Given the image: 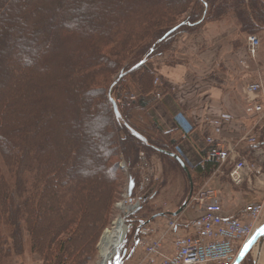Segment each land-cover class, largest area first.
Returning a JSON list of instances; mask_svg holds the SVG:
<instances>
[{
	"label": "trees",
	"instance_id": "trees-1",
	"mask_svg": "<svg viewBox=\"0 0 264 264\" xmlns=\"http://www.w3.org/2000/svg\"><path fill=\"white\" fill-rule=\"evenodd\" d=\"M12 1L14 8L5 12ZM25 1L0 0V28L10 27L0 39V123L8 128L16 121L10 116L15 107L5 104L7 94H12L9 105H18L21 91L36 93L31 89L35 83L51 95L54 112L49 121V110L42 107L36 127L31 121L21 123L14 136L0 132V263L10 251L23 248L24 223L27 234L34 235L31 248L50 264H88L118 196L119 162L124 161L135 189L143 150L174 153L178 142L147 114L159 92L146 62L161 55L158 51L172 34L206 20L232 14L243 31L264 28V0H197L199 14L192 11L186 18L190 0H89L75 10L70 5L81 0H35L45 7L29 12L28 18ZM180 16L185 19H174ZM7 19L31 27L38 21L40 26L29 34L23 26H9ZM21 35L28 40L14 39ZM120 91L123 98L139 92L128 103L131 111H122ZM213 168L202 162L189 169L193 192Z\"/></svg>",
	"mask_w": 264,
	"mask_h": 264
},
{
	"label": "crops",
	"instance_id": "crops-1",
	"mask_svg": "<svg viewBox=\"0 0 264 264\" xmlns=\"http://www.w3.org/2000/svg\"><path fill=\"white\" fill-rule=\"evenodd\" d=\"M233 36L231 29L218 30L216 26L209 25L200 35L177 39L165 54L147 65L160 83V89L155 87L159 92L157 102L147 114L163 132L169 133L170 139L178 141L174 153L189 169L202 163L206 151L205 138L211 137L229 149L231 158L244 159L260 170L259 175L245 173V182L242 188L239 187L240 191L223 189L217 174L205 180L207 185L216 184L212 187L221 196L223 209L230 214H236L243 207L264 198V142L262 146L254 148L243 142L247 135L264 129V121L261 120L264 114L246 113L244 94L249 83L256 80L263 83V80L261 75L257 76V71H253L260 66L258 61L248 62L247 54L241 53L243 47L233 49ZM249 68L251 71H248ZM223 114L230 115L232 119L221 122L219 133H215L210 121H221L219 118ZM163 156L155 149L143 155L140 173L143 172L145 176L143 183L151 185L149 192L162 184ZM164 189L165 186L158 193L153 191L151 200L156 213L175 212L185 198V187L179 200L175 198L161 205L158 202L164 201ZM190 214L187 209L183 210L177 219L191 221L193 215ZM151 225L159 227L160 224L153 221ZM164 240V251L171 254L172 236L167 234ZM261 253L256 254L254 264H264ZM131 258L135 260L134 264H141V252L135 250L127 263L132 261Z\"/></svg>",
	"mask_w": 264,
	"mask_h": 264
},
{
	"label": "rangeland",
	"instance_id": "rangeland-1",
	"mask_svg": "<svg viewBox=\"0 0 264 264\" xmlns=\"http://www.w3.org/2000/svg\"><path fill=\"white\" fill-rule=\"evenodd\" d=\"M14 2L12 1V2L6 3V5L4 6L5 12L8 13V11L10 10L9 8H11V7L14 8V6H15ZM85 3L88 4L89 0H86V1L81 0L79 2L75 1L74 3H72L70 5V8H71V10L78 9V8L82 7ZM22 4H24V6L27 8V10H25V11H28L26 13V16H25L26 18L29 17L27 15L29 12L34 11L36 8L45 7V4H41L35 0H30V1L26 0L25 2H22ZM216 4H218V2H216ZM188 6H189V9L185 13V16H184L185 18L192 11H193V13L199 14L198 13L199 5H198L197 0H190V2L188 3ZM100 7L104 8V5H101ZM90 9H92V8L90 7ZM91 12L92 13L94 12L93 9ZM110 17L111 16H109V18ZM178 17H174V19L177 18V21L180 19H185L182 16H180V18H178ZM6 18L9 19V16ZM8 19H7V23L9 26H12V25L13 26L15 25L18 27L23 26L26 29L25 32L29 33V34H32V30L34 31V30H36V27L39 28V26H40V25H37L38 21H37V24H35V27L33 26L34 27L33 28V27L29 26V24L25 25V23H23L22 20H18V22L16 21V23H15V21H10ZM39 24H40V21H39ZM209 25L216 26V28L218 30H221L222 28L231 29L232 33L234 34V36L232 38L233 49H235V48L240 49L243 47L242 52H241L242 55L247 54L246 53V39H247V37L249 35H255L258 38V40L260 42V44H259L260 47L258 50V54L256 55L255 59L252 61H254V62L258 61L260 66L257 67V69H255L253 71H257L256 72L257 76H259V75L262 76L263 88H264V28L259 26V25H255V26L251 27L249 30L247 29V30L243 31L240 28V26L238 25L236 17H234L232 14H228L226 16H223L221 18L214 19V20H208V21L206 20L201 25H199L197 27L190 28V29H182L178 32H175V34H172L170 36L169 40L167 42H165V46H163L158 52H162L161 55L165 54L167 52V50L170 48V46H172L173 43H175V41L177 39L179 40L180 38H183V37H194L196 35H200L204 31V29ZM169 26H167V27H169ZM4 27L5 26H2L0 28V39H2V40L5 38L6 35H8L7 30H8V28H10V27H6V28H4ZM10 31H12V29L9 30V32ZM28 38H29L28 36L21 35V37L14 38V39L16 41H21V40L27 41ZM148 41H149V43H151L153 40H148ZM159 47H157V48H159ZM155 54H157V52H155ZM159 56L160 55L151 57L146 62V66L150 63L151 60H153ZM246 58H247V56H246ZM248 62H251V59H249ZM252 64L253 63H251V68H253ZM251 68H249L248 71H251ZM115 78L116 77L114 76L112 79H115ZM127 82L130 83L129 78L127 79ZM158 88L160 89V87H158ZM31 89L36 90V93L30 94L27 92V89L21 91L22 95L20 96L19 104L15 105V106L9 105L10 102L8 101V98L10 100V98H12L11 97L12 94H10V93L7 94L8 98L6 97V99L4 101H5V104H7V109H11V108L15 107L13 110V113H11L10 116L11 117L14 116L16 121L14 124L13 123H11V125L8 124V128L4 122L3 123L1 122L0 123V132L2 135H5V133L6 134L12 133V136L16 135L19 132V130H17V129L21 123L24 124L26 122L29 123L32 121L34 123L33 125H35V127H36L38 125V122L36 119L41 118V116L43 117V115L40 114L42 107H44L45 110H49V114L48 113L46 114L47 117H49L50 114H52L54 112V106L52 104H50L51 95L44 91L42 84L41 83H37V84L35 83L32 85ZM138 93H139L138 91H137V93L132 91L126 98H123L125 92L124 91L119 92L120 104L125 108V110H122L123 112H125L126 109H130L129 111H131L132 108L130 107V105H128V103L137 100V97H138L137 94ZM44 102H47V103H45V106H44ZM31 106H34L36 108L35 111L29 110ZM14 118H12V119H14ZM51 119H52V117H49L48 120L50 121ZM261 120L264 121V119H261ZM75 121H78L77 113L75 114ZM132 122L138 126L144 125L143 122L140 123L139 119H136V118L135 119L133 118ZM5 130H6V132L4 133ZM49 132H50V130H49ZM252 134H254V136L257 137V139L259 141L264 142V129L260 132L257 131L256 133H252ZM78 136H79V138L82 137V135H78ZM83 138H84V133H83ZM7 140H9V139H7ZM147 151H149V149L143 150V155H147ZM93 157L95 158L94 155H93ZM143 163H144V160L141 159L139 165L137 166L138 167L137 168L138 173L136 172V178H135L137 187L133 190L132 196L130 198V199H132V201H129L128 197H126V192H125L126 191V185H127L128 178H129V172H127L126 165H125L124 161L119 162L120 173H119L118 196H117V199L115 200V203L113 205L112 214H111L107 228L111 227L112 221L117 217V215L119 213L117 210V207H116V205L118 203L124 202L126 205L127 204L129 205L130 202L133 203L134 201H136L138 199L139 200L138 204L140 206V209L136 212V214H134L133 216L131 215L128 219L127 218L125 219L127 231H126V235L124 238V242L122 243V245L119 247V249L117 251V255L121 259L124 258L123 264H134V262H135V260H132V258H133L132 257L131 258L132 261L130 263H127L128 258H125V257L134 248L133 244H134L135 238L138 239V233H137V235H135V233H136L137 228L140 225V222L143 220L149 219V217L152 215L154 216V214L156 215L157 210L154 207L153 201L150 199L153 191H156L158 193L162 189V187L165 186V189H164L165 194L163 196L164 201L163 200L162 201L160 200L159 202L157 201L159 204L162 205V204H164V202L165 203L171 202L175 198H177L179 200V196L182 195V193H183V187H185V198L184 199L187 201V206L185 208L187 209L189 214L191 213L193 215V218H195L197 215L196 204L194 202L190 203L191 200L188 199V193L190 191L189 181L185 178L184 173L181 170V168L173 160H171L168 157L163 156L162 165H163L164 172H163L162 180L160 178V183H162L163 186H162V184H160L159 186H157V188H154L151 192H149L151 185H146L144 187V189H140L142 183L144 182L143 179L145 178V176L143 175V172H141L142 174L140 173V169L142 171V168H143ZM259 165L262 166L261 163H259ZM121 166H122V168H121ZM213 172H216L217 178L219 177V179H217V180H219L220 185L222 187H224L223 189L231 188L232 190H236V191L241 190L243 185H241L240 186L241 188H239V187L233 186L229 182L228 178L226 177V172H227L226 166L214 165ZM205 180H207V179H205ZM191 181H192V178H191ZM194 181H195V179H194ZM210 186L215 187L216 184H211ZM142 192H147V200H146V195L141 194ZM140 197H141V200H140ZM181 203L179 204L176 211H178L179 208L181 207ZM240 205H242V204L240 203ZM185 208H184V210H186ZM167 219L168 218L153 219V221H158L160 224L159 225L160 229L164 230L165 226H166ZM155 227L158 228V226H155ZM20 230H21V242H22L23 248L21 249V251L19 253H14V252L10 251L11 253H8L2 259L0 264H50V262H48L46 260V258H43L44 257L43 255H40V253L38 251L31 248L30 243L32 242L34 235L32 234L33 236H31L30 234H27V232H26L27 228H26L24 223H21ZM104 230H103V232H104ZM103 232H102V234H103ZM102 234H101L100 239L96 245L95 257H94L93 261H91L88 264H99V262H100V255H99V247L98 246H99V242L101 240ZM7 237H8L7 235L4 236L5 240H7ZM6 244H7V249L11 250L12 247H11L10 243L7 241ZM135 250L141 252V257L143 258L142 250L137 249V248ZM259 252H262L261 254L264 255V237L260 242L258 251H257V249H256V251H254L252 248L251 251L246 255V257L244 258V261L241 264H254V261H255L256 256H257L256 254H258ZM136 253H138V252H136ZM262 257L264 258V256H262ZM142 258H141V260H142ZM51 264H54V261H52Z\"/></svg>",
	"mask_w": 264,
	"mask_h": 264
},
{
	"label": "built area",
	"instance_id": "built-area-1",
	"mask_svg": "<svg viewBox=\"0 0 264 264\" xmlns=\"http://www.w3.org/2000/svg\"><path fill=\"white\" fill-rule=\"evenodd\" d=\"M248 52L254 57L259 46L255 36L247 37ZM260 83L247 86L246 94L248 113H261L264 102L260 96ZM230 116L222 115L221 120L228 121ZM219 121H211L215 133H218ZM207 152L205 162L222 166L231 164L228 178L233 185L239 186L245 180V171L252 167L245 161L233 164L228 150L216 143L211 137H206ZM249 145L256 144L254 137H248ZM192 202L196 204L198 217L183 227H177L175 222H168V231L173 235L172 253L167 254L163 249V237L152 241L139 240L138 245L143 249L145 264H232L239 246L250 236L264 217V201L245 206L236 215L224 212L219 194L216 190L204 185L195 193ZM154 229L145 227L142 235L152 234Z\"/></svg>",
	"mask_w": 264,
	"mask_h": 264
},
{
	"label": "bare ground",
	"instance_id": "bare-ground-1",
	"mask_svg": "<svg viewBox=\"0 0 264 264\" xmlns=\"http://www.w3.org/2000/svg\"><path fill=\"white\" fill-rule=\"evenodd\" d=\"M118 210L117 217L113 220L111 227L107 228L102 235V238L99 243V255L100 262L99 264H106V262L110 261L112 257L116 254V251L124 242V238L127 231V226L125 224V215L129 212L133 207L126 206L124 202H120L116 205ZM263 237H259V239L254 243L253 250L258 251L259 245Z\"/></svg>",
	"mask_w": 264,
	"mask_h": 264
},
{
	"label": "water",
	"instance_id": "water-1",
	"mask_svg": "<svg viewBox=\"0 0 264 264\" xmlns=\"http://www.w3.org/2000/svg\"><path fill=\"white\" fill-rule=\"evenodd\" d=\"M141 64H142V62L138 63L135 67H138V66L141 65ZM111 103H112V108H113V113H114V115H115L117 118H119V117H120V114H119V111H118V108H117L115 102L112 100ZM131 132H132V135H134L136 138L142 140V138H141V137H140L135 131L132 130ZM160 152H161V153H165V154H167L170 158H173V159H174V160L180 165V167L182 168V170L186 173L187 178H188V180L190 181V175H189V172H188V170H187L185 164L183 163V161H181V160H180L176 155H174L173 153H167V152H164V151H160ZM133 187H134V183H133L132 180H130V181H129V184H128V187H127V196H128V197L131 196V193H132ZM190 195H191V194H189V196H190ZM185 206H186V202L183 203V205L181 206V208H180L177 212L173 213L172 215H173V216L178 215V214L182 211V209H183ZM263 235H264V224H263L261 227H259V228L255 231V233L253 234V236H252V238L250 239V241H248V242L245 244V246L241 249V251H240V253H239L238 257H237V260H236V262H235L234 264H240V262L243 260V258L245 257V255L249 252V250L251 249V247H252V245L255 243V241H256L259 237H261V236H263ZM112 264H115V262L112 263Z\"/></svg>",
	"mask_w": 264,
	"mask_h": 264
}]
</instances>
